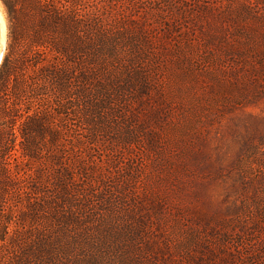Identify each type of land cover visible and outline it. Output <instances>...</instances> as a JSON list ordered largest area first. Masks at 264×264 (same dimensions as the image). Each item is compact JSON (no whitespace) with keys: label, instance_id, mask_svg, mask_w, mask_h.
<instances>
[{"label":"rangeland","instance_id":"rangeland-1","mask_svg":"<svg viewBox=\"0 0 264 264\" xmlns=\"http://www.w3.org/2000/svg\"><path fill=\"white\" fill-rule=\"evenodd\" d=\"M117 1L131 41L115 73L146 85L114 142L132 179L113 264H264V0Z\"/></svg>","mask_w":264,"mask_h":264},{"label":"trees","instance_id":"trees-1","mask_svg":"<svg viewBox=\"0 0 264 264\" xmlns=\"http://www.w3.org/2000/svg\"><path fill=\"white\" fill-rule=\"evenodd\" d=\"M0 3V264H113L132 179L114 142L132 140L128 89L146 85L135 69L123 83L115 73L130 50L114 25L123 11L117 0Z\"/></svg>","mask_w":264,"mask_h":264},{"label":"bare ground","instance_id":"bare-ground-1","mask_svg":"<svg viewBox=\"0 0 264 264\" xmlns=\"http://www.w3.org/2000/svg\"><path fill=\"white\" fill-rule=\"evenodd\" d=\"M0 38H1V41H2V39H3V30H2L1 18H0ZM2 50H3V47L0 46V59H1L2 55H3Z\"/></svg>","mask_w":264,"mask_h":264},{"label":"water","instance_id":"water-1","mask_svg":"<svg viewBox=\"0 0 264 264\" xmlns=\"http://www.w3.org/2000/svg\"><path fill=\"white\" fill-rule=\"evenodd\" d=\"M1 60V59H0Z\"/></svg>","mask_w":264,"mask_h":264}]
</instances>
